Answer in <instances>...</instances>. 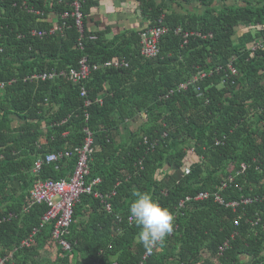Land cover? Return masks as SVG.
Here are the masks:
<instances>
[{
    "label": "trees",
    "instance_id": "obj_1",
    "mask_svg": "<svg viewBox=\"0 0 264 264\" xmlns=\"http://www.w3.org/2000/svg\"><path fill=\"white\" fill-rule=\"evenodd\" d=\"M133 1L148 27L168 28L153 59L140 55L138 31L108 40L110 30H89L95 0L81 3L83 33L71 16L61 19L72 12L73 0H0V259L264 264V49L252 51L264 36V0ZM192 4L201 10H183ZM84 57L91 64L124 59L129 67L92 72L85 99L65 77L31 78L68 73ZM193 77L199 78L198 91L177 89ZM127 122L136 128L127 129ZM85 129L94 139L86 182L100 179L93 191L109 198H80L67 237L72 250L64 254L51 239L52 225L39 228L47 207L21 211L35 182L67 179L76 157L44 165L38 174L32 172L35 161L81 147ZM137 192L149 193L175 216L173 233L146 258L128 212ZM199 193L209 197L178 207ZM213 193L225 203L258 200L233 210L217 203ZM36 228L35 246L20 247ZM225 243L228 248L219 253Z\"/></svg>",
    "mask_w": 264,
    "mask_h": 264
},
{
    "label": "built area",
    "instance_id": "obj_2",
    "mask_svg": "<svg viewBox=\"0 0 264 264\" xmlns=\"http://www.w3.org/2000/svg\"><path fill=\"white\" fill-rule=\"evenodd\" d=\"M83 0H73L72 7L73 10L71 13H64L61 15V19H66L71 16L76 24V27L83 33V15L81 13V3ZM161 23V21H159ZM61 30V28H59ZM168 31V28L161 25H155L154 27H146L139 31L140 38V55L146 59H153L159 54V42L161 37ZM54 30H51L50 33H53ZM179 33L180 30L175 31ZM33 35L43 36L45 33L33 32ZM198 35V34H197ZM187 37V34L184 35ZM94 38V37H92ZM80 47H82L80 45ZM264 49V36L256 41L252 46V51ZM234 59H231L230 63L227 65V70L232 71V62ZM101 67L104 68H128L129 64L124 59H111L105 61L102 64H91L87 61V58H82L76 68H72L65 72L56 73H42L38 75H32L31 78H40L41 80L52 79L55 76H62L71 81L73 84L80 87V96L82 98H87V92L85 90L84 84L91 75L92 72L97 71ZM222 68L218 67L217 71H220ZM203 74L201 78L205 77ZM198 77H193L191 80L181 83L178 85V90H186L188 87L196 86L198 82ZM4 83L0 82V89L4 87ZM198 91L197 88H195ZM173 91L171 90L168 95H172ZM100 102V100H98ZM85 105L89 106L90 101L85 100ZM85 138L83 145L81 147L75 148L73 151H65L61 153H50L43 158H39L35 161L32 172L33 174H38L44 165H51L56 162H59L62 158L72 159L76 157V164L73 168L72 173L68 176L67 179H62L59 181H54L50 179L38 180L35 182L29 192V199L27 205L22 208L21 213L26 214L29 212L30 207L35 205H45L47 207L46 213L41 217V223L39 228L45 226L46 224L52 225L51 239L52 241L61 249L64 254H68L72 250V245L68 241L67 237L70 235V226L73 215V209L77 203H79L80 198L85 195H93L95 198L101 199L102 202H105L109 196H102L98 192H94V186H96L100 179H95L90 183L86 182V178L89 175V157L93 153L94 139L92 133L88 130H84ZM246 165H241V171L246 169ZM229 181H232L230 178ZM227 182L222 183V189L226 187ZM214 199L217 203L230 207L233 210H236L241 205H248L252 201L258 200V198H242L239 202L233 201L230 203H225L221 196L218 193H213ZM209 197L208 193H199L195 197H186L185 199L179 202L178 207L182 208L185 203L190 201H201ZM105 209L109 212L111 207L108 203L105 204ZM9 218L16 217L15 214L9 213ZM175 217V216H174ZM5 218L4 220H6ZM239 225V220L235 221V226ZM39 228H36L32 233L24 239L20 247H34L35 246V234ZM228 248V243H225L219 248V253H223ZM149 254L147 252L144 256L146 258ZM11 256V255H10ZM9 256V257H10ZM9 257L1 258L0 264H4Z\"/></svg>",
    "mask_w": 264,
    "mask_h": 264
},
{
    "label": "crops",
    "instance_id": "obj_3",
    "mask_svg": "<svg viewBox=\"0 0 264 264\" xmlns=\"http://www.w3.org/2000/svg\"><path fill=\"white\" fill-rule=\"evenodd\" d=\"M97 6L93 10L92 18L94 22L88 24L90 31H105L109 32L105 34L106 39L112 40L115 35L122 34L128 31H141L148 27L145 20L141 19L137 14V5L133 0H95ZM254 2H260L263 0H252ZM194 9L201 10L199 6L190 5ZM185 11L191 12L184 6ZM127 129L134 130L136 126L127 122ZM125 129L122 132L123 141L128 137V131ZM194 156H189V162L194 161ZM187 162V161H186ZM243 263H249L247 257L243 258Z\"/></svg>",
    "mask_w": 264,
    "mask_h": 264
},
{
    "label": "clouds",
    "instance_id": "obj_4",
    "mask_svg": "<svg viewBox=\"0 0 264 264\" xmlns=\"http://www.w3.org/2000/svg\"><path fill=\"white\" fill-rule=\"evenodd\" d=\"M135 196L128 209L129 219L140 229L139 242L151 253L173 233L175 217L149 193L137 192Z\"/></svg>",
    "mask_w": 264,
    "mask_h": 264
},
{
    "label": "rangeland",
    "instance_id": "obj_5",
    "mask_svg": "<svg viewBox=\"0 0 264 264\" xmlns=\"http://www.w3.org/2000/svg\"><path fill=\"white\" fill-rule=\"evenodd\" d=\"M167 4H170V3H167ZM185 7H187V9L188 10H192V8L189 6V5H186ZM185 11V10H184ZM186 12V11H185ZM190 14H196V13H198V11H196V9H194L193 11H191V12H189ZM239 30H241V31H244L245 30V28H241V29H239ZM188 157V156H187ZM185 161H187V158H186V160ZM50 257H52L50 254H48Z\"/></svg>",
    "mask_w": 264,
    "mask_h": 264
}]
</instances>
